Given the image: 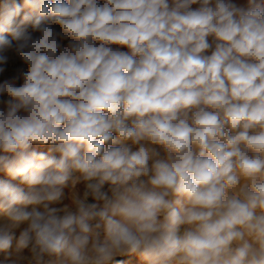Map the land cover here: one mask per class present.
I'll list each match as a JSON object with an SVG mask.
<instances>
[{
  "label": "clouds",
  "instance_id": "obj_1",
  "mask_svg": "<svg viewBox=\"0 0 264 264\" xmlns=\"http://www.w3.org/2000/svg\"><path fill=\"white\" fill-rule=\"evenodd\" d=\"M171 4L0 5V73L9 52L28 66L0 83V252L26 223L29 264H264V0ZM73 173L85 198L50 207Z\"/></svg>",
  "mask_w": 264,
  "mask_h": 264
},
{
  "label": "rangeland",
  "instance_id": "obj_2",
  "mask_svg": "<svg viewBox=\"0 0 264 264\" xmlns=\"http://www.w3.org/2000/svg\"><path fill=\"white\" fill-rule=\"evenodd\" d=\"M9 2H11V0H9ZM15 2L23 5V0H15ZM49 2H54V0H49ZM3 3H5V0H0V5H2ZM100 3L102 4L103 0H100ZM169 5L170 7L172 6L171 0H169ZM190 7L191 9L194 10V9L199 8V4H193ZM28 11L29 10L27 8H22L21 16L17 18V22ZM25 27L28 32L32 33L33 36L39 35L38 32L33 31L31 24H28ZM52 27L55 28L56 30H59L58 25H52ZM9 38H11L10 35H9ZM213 39H214L213 37H208V41H210L209 43L212 45H214ZM67 44H68L67 40L62 41V45L64 47H66ZM111 47H113L114 49L119 48L121 51H125V52L128 51V49L124 46L112 45ZM204 54L210 55L207 53H204ZM8 55H9V60L7 64L4 66L5 71L3 73H0V83H3L5 80H12L15 86H20L23 83V73L27 72L28 66L24 64L14 53L9 52ZM9 99H11V97H9L6 93L3 95H0V110L6 111L5 102ZM141 143L146 144V142H141ZM125 144L128 147H130L132 151H136L139 148L138 144L134 145L132 144L131 141H126ZM110 146L118 147L119 145L113 144ZM49 147H50L49 145H44V146L32 145L29 150L30 151L35 150L37 153H44L48 156H55L58 159L60 154L56 152H49ZM153 147H155L157 151L161 152L162 157L164 156L162 152L163 150L160 148V146L153 145ZM0 155H8L9 158L13 156V154L11 153H3V152H0ZM152 163L153 161L149 160V167H151ZM78 176H79V173L72 174V177L69 179V181L67 182L66 186L63 189V197L61 201L54 203V204H50V207L64 208L67 205L69 211H72V212L76 211L75 205L73 204V198L75 197L79 199H84L85 198L84 193L87 190L86 182H84L83 180H80L77 183H75V185H73V182H72L73 179H75ZM141 179H146V178L141 177ZM10 180L11 178L5 172L0 171V181H10ZM12 182L15 183V181H12ZM25 191H27V187H25ZM102 191L106 192L109 196H111L110 186L108 184L104 185V187L102 188ZM94 202H95L94 198L91 195H89L86 199V203H94ZM31 207L32 206H28L29 211L31 210ZM39 210L42 211L43 210L42 207H40ZM60 214L63 215L62 212ZM7 223H8L7 218L4 216L3 213H0V225H4ZM26 227H27V224L22 223L17 228H14L11 230V234L13 235L12 245L7 250V252H0V264H13V261H17L18 256L24 258V259L19 260L18 264H29V261L31 260V256H32L31 245H29L28 248L22 249L20 253L16 252V243L19 239V235ZM118 261L121 262V264H141L140 258L135 254L117 256L112 261H110L109 264H117Z\"/></svg>",
  "mask_w": 264,
  "mask_h": 264
},
{
  "label": "crops",
  "instance_id": "obj_3",
  "mask_svg": "<svg viewBox=\"0 0 264 264\" xmlns=\"http://www.w3.org/2000/svg\"><path fill=\"white\" fill-rule=\"evenodd\" d=\"M231 2L234 3L236 6L241 7V8H245L246 9L248 7V0H232ZM208 42H210V41H208ZM212 50H214V45H213L212 48H210L209 50H207L205 53L211 54V51ZM160 155L162 157L161 152H160ZM163 155H164V152H163Z\"/></svg>",
  "mask_w": 264,
  "mask_h": 264
}]
</instances>
